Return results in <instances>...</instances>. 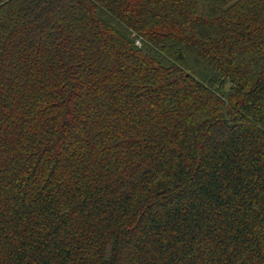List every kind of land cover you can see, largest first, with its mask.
<instances>
[{"label":"trees","instance_id":"16d2710c","mask_svg":"<svg viewBox=\"0 0 264 264\" xmlns=\"http://www.w3.org/2000/svg\"><path fill=\"white\" fill-rule=\"evenodd\" d=\"M0 264H264V0H0Z\"/></svg>","mask_w":264,"mask_h":264}]
</instances>
